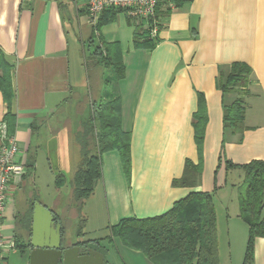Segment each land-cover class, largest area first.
<instances>
[{
	"label": "crops",
	"instance_id": "1",
	"mask_svg": "<svg viewBox=\"0 0 264 264\" xmlns=\"http://www.w3.org/2000/svg\"><path fill=\"white\" fill-rule=\"evenodd\" d=\"M173 4L159 10L155 46L135 48L134 25L121 11L113 21L93 26L83 0H0V51L13 65V97L8 105L0 92V122L6 123L9 112L8 133L24 151L25 162L34 159L33 167L26 166L22 178L10 184L1 227L5 264L29 263L25 245L32 232L35 201L54 217V200L45 202L38 196L35 164L50 139L63 145L66 131L62 123L48 131L45 120L80 89L88 91L90 81L95 100L119 97L121 129L130 133L129 179L119 153L111 149L101 153V176L94 186L102 195L109 234L110 226L121 219L160 215L191 191L216 193V180H226L229 172L238 175L231 184L237 185L242 171L226 170L224 158L236 164L264 160V0ZM106 45L118 48L123 78L116 77L111 65L99 64L88 77L86 57L95 46L105 55ZM234 61L252 69L240 141L238 133L224 132L222 123L223 105L234 101L237 93L222 92L216 85L219 70ZM199 96L207 113L203 176L194 187L176 186L172 180L181 176L185 159L198 160L192 115ZM222 140L223 168L218 172ZM28 214L30 221L25 223ZM104 239L99 237L107 251ZM255 263L264 264L263 237L255 238Z\"/></svg>",
	"mask_w": 264,
	"mask_h": 264
},
{
	"label": "trees",
	"instance_id": "2",
	"mask_svg": "<svg viewBox=\"0 0 264 264\" xmlns=\"http://www.w3.org/2000/svg\"><path fill=\"white\" fill-rule=\"evenodd\" d=\"M179 4L181 0H172ZM168 0L158 3L156 16L159 19L160 8ZM167 9V8H166ZM120 10L105 9L99 19L98 26L114 20ZM167 12V11H166ZM130 22V21H129ZM134 25L133 43L135 48H153L158 41L152 37L144 20L130 22ZM115 47V46H114ZM103 55L95 46L86 57V69L91 78V69L95 64L111 65L117 78H123L124 66L119 57L118 48L112 50L106 45ZM12 64L0 51V92L9 105L13 97L11 83ZM252 69L244 62H231L226 69H220L216 77V85L222 92L233 91L237 97L222 108V123L224 132L238 133V141L242 139L245 129L244 114L246 109L245 96L248 92ZM88 106L90 112L84 119L75 123L63 125L66 131L65 146L68 148L72 166L70 175L71 204L81 208L85 199L93 192L97 180L101 176V153L114 149L119 153L125 176H130V133L121 129L119 97L102 102L93 98L91 81L88 83ZM73 97V96H72ZM71 97V98H72ZM78 99V96H75ZM70 98V99H71ZM6 123L10 113L7 112ZM207 113L204 100L198 97V107L192 115L193 136L197 148L198 160L193 162L185 159L182 174L172 180L173 185L194 187L198 184L203 167V141ZM8 125V124H7ZM10 133V132H9ZM224 140H222V155ZM66 152V155L68 154ZM223 157V155H222ZM33 157L27 160L26 166L33 167ZM226 170L238 168L242 171V179L236 186L238 216L247 225V239L242 264H253L254 244L256 237L264 238V160L252 159L246 163L236 164L224 158ZM65 179L62 172L56 174V186ZM35 196L30 199V208ZM55 221L61 225L64 233L63 215L55 212ZM29 223L30 215L23 218ZM85 222V218L82 220ZM29 225V224H28ZM83 223L77 228L79 239L70 245H78L81 249L94 248L105 255V248L98 238L82 239ZM110 234L127 248L140 251L152 264H220L217 238V217L212 192L191 191L187 196L175 201L171 208L157 216L147 218L129 217L110 226ZM63 239V237H62ZM66 244L64 243V246ZM68 246V245H66ZM105 264L107 260L104 257Z\"/></svg>",
	"mask_w": 264,
	"mask_h": 264
},
{
	"label": "rangeland",
	"instance_id": "3",
	"mask_svg": "<svg viewBox=\"0 0 264 264\" xmlns=\"http://www.w3.org/2000/svg\"><path fill=\"white\" fill-rule=\"evenodd\" d=\"M85 52H87L86 49ZM87 93L86 88L80 89L78 94H75L76 96L79 95L78 99L73 96L56 114L48 117L45 120L46 129L53 131L60 123H62L61 126L66 125L70 122V117L72 123L76 125L80 119L86 118L88 112H84V110L87 111L86 106H88ZM47 130L45 132L43 129L45 133H47ZM65 149L67 152L68 148L65 146V141L62 145L56 140L50 139L44 149L38 153L34 173L38 196L45 202L54 200L55 212L63 215L61 218L65 226L62 236L63 245L65 243L71 246V242L80 238L76 236V231L83 223L85 234L82 235V239L105 238L103 244L106 246L107 251H105L104 257L108 264H151L140 251L133 254V252L122 246V243L116 237L112 236L110 237L111 241H108L107 237L110 234L109 229L106 227L102 195L99 190L94 189L92 194L85 199L81 208L71 204L69 180L75 162L71 161L73 155L70 156L69 151L66 155ZM222 161L223 157L221 155L220 163L216 168L218 172L223 168ZM58 172L64 173L65 179L56 186L55 178ZM215 175H217L216 172ZM225 177L226 180L221 179L220 182L216 180V193L212 192L217 217L219 261L220 264H242L247 239V225L238 216L237 185H231L234 184L233 182H237L238 175L235 172H229ZM84 218L85 222L82 221Z\"/></svg>",
	"mask_w": 264,
	"mask_h": 264
},
{
	"label": "built area",
	"instance_id": "4",
	"mask_svg": "<svg viewBox=\"0 0 264 264\" xmlns=\"http://www.w3.org/2000/svg\"><path fill=\"white\" fill-rule=\"evenodd\" d=\"M162 0H83L90 23L95 26L101 13L108 8L119 9L131 22L138 19L147 23L150 35L154 37L159 28L156 16L158 3ZM172 7L173 1L168 0ZM24 151L13 134L8 133L5 121L0 122V264H5V241L1 234L2 218L9 197L10 184L16 183L26 173ZM10 243V247L13 246Z\"/></svg>",
	"mask_w": 264,
	"mask_h": 264
},
{
	"label": "water",
	"instance_id": "5",
	"mask_svg": "<svg viewBox=\"0 0 264 264\" xmlns=\"http://www.w3.org/2000/svg\"><path fill=\"white\" fill-rule=\"evenodd\" d=\"M28 264H105L104 255L94 248L80 250L78 245L64 246L61 225L54 223L52 211L35 201L32 232L25 245Z\"/></svg>",
	"mask_w": 264,
	"mask_h": 264
},
{
	"label": "flooded vegetation",
	"instance_id": "6",
	"mask_svg": "<svg viewBox=\"0 0 264 264\" xmlns=\"http://www.w3.org/2000/svg\"><path fill=\"white\" fill-rule=\"evenodd\" d=\"M86 249H87V248H86ZM86 249H80V250H82V251H83V250H86Z\"/></svg>",
	"mask_w": 264,
	"mask_h": 264
}]
</instances>
